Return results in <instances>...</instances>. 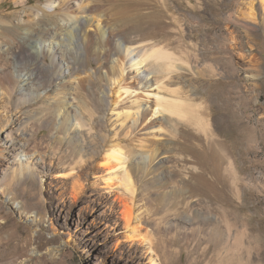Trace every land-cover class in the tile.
Listing matches in <instances>:
<instances>
[{
  "label": "rangeland",
  "instance_id": "374dc122",
  "mask_svg": "<svg viewBox=\"0 0 264 264\" xmlns=\"http://www.w3.org/2000/svg\"><path fill=\"white\" fill-rule=\"evenodd\" d=\"M44 2L31 0L28 5ZM245 6L240 0H169L176 19L160 6L163 17L127 28V34L146 36L179 52L191 40L204 67L200 80L189 75L185 81L179 74L173 85L180 91L200 88L202 114L210 123L201 131L181 125L178 138L164 147L174 167L171 177L183 176L185 184L174 192L172 185L155 184L139 196L150 204L159 196L167 199L169 209L152 204L149 212V226L162 220L161 225L172 223L182 231L164 235L167 251L160 245L150 253L144 243L127 236L116 198L122 191L105 188L99 177L93 151L102 137L98 132L105 135L109 129L99 121L98 105L93 114L86 112V119L96 122L95 132L85 139L82 166H75L81 176L77 184L64 175L77 160L73 144L63 130L53 132L40 120L59 95L56 87L42 89L38 99L29 101L17 100L16 92L9 98L0 88V119L9 118L0 130V264H251L247 250L252 242L250 259L264 264V8L258 2L262 17L256 22L230 15ZM22 10L14 0L0 3V24L12 32L0 35L1 46L33 24L32 9L27 14ZM1 65L10 63L3 60ZM93 66L90 59L88 68ZM209 89L225 96L231 91L232 102L228 106L222 97H208ZM84 93L74 91L72 96L85 103ZM54 112L59 119L61 111ZM234 112L243 122L241 131H235ZM123 145L131 156H142L136 142L124 140ZM21 169L24 175L18 174ZM212 227L219 231L214 236L226 240L220 246L209 238ZM240 230L242 245L234 248Z\"/></svg>",
  "mask_w": 264,
  "mask_h": 264
},
{
  "label": "bare ground",
  "instance_id": "6f19581e",
  "mask_svg": "<svg viewBox=\"0 0 264 264\" xmlns=\"http://www.w3.org/2000/svg\"><path fill=\"white\" fill-rule=\"evenodd\" d=\"M14 1L23 6L22 12L26 14L32 9L34 22L18 33L16 39L7 38L6 46L0 44L3 94L11 98L16 92L17 100L29 101L38 99L42 89H48L46 87L52 84L56 87L59 95L49 103L50 110L40 120L53 132L63 130L69 143L73 144V160H77L74 165L67 166L69 171L64 175L73 177L77 184H81V176L75 166H82L87 152L85 139L95 132L93 124L96 122L94 119L89 122L86 112L93 114V106L98 105L102 112L99 121L109 129L105 135L97 131L102 137L95 145L93 156L99 160L94 163L95 166L99 164V177L105 188L122 191H117L116 198L121 204L127 236L144 243L150 253L155 254L160 245L167 251L164 235L178 232L179 228L172 223L161 225L162 220L158 225L149 226L151 205L169 209L167 199L159 196L150 204V200L139 196L147 194L155 184L172 185L173 192L180 190L186 179L171 177L173 166L164 147L178 138L181 125H191L196 131L210 126L202 114L205 97L200 88L188 86L180 91L173 87L179 74L185 81L190 79L187 78L189 75L198 80L205 75L203 64L195 53L196 43L188 40L185 50L179 52L146 36L127 34V28L140 24L141 20L163 17L164 10L160 6L176 19V12L169 9V0H45L44 5L33 7L28 5L31 0ZM240 1L245 2L247 8H235L230 15L241 14L244 19L254 22L262 17L258 2L264 8V0ZM61 32L68 36H62ZM4 33L12 34L9 28L0 24V35ZM90 59L95 63L92 68H88ZM3 60L9 61L10 66L2 67ZM209 69L214 70L211 65ZM57 80L59 84L55 85ZM213 89L208 90L207 96L222 97L229 106L231 91L227 90L225 96L223 91ZM72 90H84L87 102H78L72 96ZM55 109L62 113L59 119ZM234 113L237 119L235 131H241L243 122ZM8 120L7 116L0 119V130ZM174 126L175 130H172ZM124 140L136 142L142 156H131L123 145ZM24 173L21 169L18 174ZM138 181L144 183V188ZM214 230L216 232L217 228L212 227L209 238L215 246H220L226 240L214 236ZM241 231L234 237V248L242 245ZM197 232L192 230L193 234ZM253 246L252 242L247 250L249 260L251 264H259L250 259ZM231 253L233 255L232 250Z\"/></svg>",
  "mask_w": 264,
  "mask_h": 264
}]
</instances>
